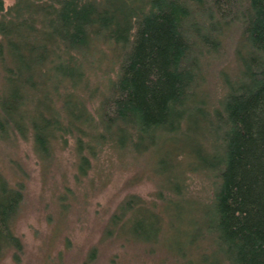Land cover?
Here are the masks:
<instances>
[{
	"label": "trees",
	"instance_id": "16d2710c",
	"mask_svg": "<svg viewBox=\"0 0 264 264\" xmlns=\"http://www.w3.org/2000/svg\"><path fill=\"white\" fill-rule=\"evenodd\" d=\"M235 30L239 66L216 100L206 70ZM71 140L78 178L108 148L149 155L165 182L160 206L124 200L107 238L175 264H264V0H0V150L31 141L48 167ZM192 173L208 195H190ZM23 201L0 172V256L22 252Z\"/></svg>",
	"mask_w": 264,
	"mask_h": 264
},
{
	"label": "rangeland",
	"instance_id": "374dc122",
	"mask_svg": "<svg viewBox=\"0 0 264 264\" xmlns=\"http://www.w3.org/2000/svg\"><path fill=\"white\" fill-rule=\"evenodd\" d=\"M14 1L4 0L5 7ZM239 40L238 30L227 34L221 58L206 70L207 89L213 99H220L223 94L221 75L237 72ZM17 163L23 169L22 176L17 172ZM153 168L149 155L120 159L105 148L88 175L78 178L72 140L48 167L36 158L31 141L0 150V172L24 184L22 209L14 223L23 249L17 258L15 251L9 249L0 256V264H175L171 259L175 250L165 251L159 246L149 252L137 244L123 245L105 234L112 215L128 197L139 196L146 203L160 206L157 190L165 182ZM187 185L194 198L210 192L201 173H192ZM161 210L163 220L169 224L170 211ZM179 228V232L167 231L164 239L169 240L174 234L180 238L183 226Z\"/></svg>",
	"mask_w": 264,
	"mask_h": 264
}]
</instances>
